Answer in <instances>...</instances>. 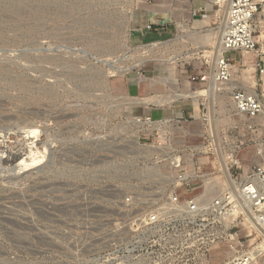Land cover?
<instances>
[{"label":"rangeland","instance_id":"374dc122","mask_svg":"<svg viewBox=\"0 0 264 264\" xmlns=\"http://www.w3.org/2000/svg\"><path fill=\"white\" fill-rule=\"evenodd\" d=\"M66 3L74 15L87 11L84 17L73 18L72 22L91 24L94 21L88 19L90 13L96 16L101 22L100 43L111 48V53L98 57L90 46L93 37L85 47L77 41L78 35L62 28L69 24L67 21L47 23L44 27L47 36L36 42H30L28 35H24L13 45L0 43V65L23 70L38 80L32 86L34 97L14 89L0 90V264H155L139 259L128 230L118 227V219L126 214L117 210V202H122L131 184L148 182L142 177V168L151 153L145 151L159 152L151 144L138 142L143 128L129 122L133 119L131 115L147 112L154 118L169 116L176 104L147 105L135 103L137 99L133 97L205 89L191 82L190 76L210 73V51L216 41L201 47L198 54L174 63L153 58L178 53V45L154 46L148 56L142 55L141 47L183 33L178 30L177 21L195 32L216 30L223 19V9L216 5L199 11L200 7L204 9V0H117L105 8L110 11L101 14V7L95 5L101 0H66ZM90 5L97 8L92 10ZM256 24L255 51L232 53L231 58L235 63L233 79L238 87H250L246 77L255 82L252 90L261 98L263 114L253 129L234 116L230 117L229 128L223 129L228 86L225 94L216 95L210 106L215 112L213 104H219L216 109L220 112L219 120L213 116L214 140L218 137L238 146V157L244 166L264 161V73L258 71L259 66L264 68V0H260ZM128 25L140 32L123 33ZM41 29L34 26L32 33ZM2 36L16 39L19 34L8 29ZM187 51L183 49L180 53L184 55ZM25 55L30 58H24ZM43 56L68 59L63 67L56 59L51 63L44 61ZM99 58L103 61L99 62ZM140 59H144L143 64L117 72L116 68L121 71ZM96 68L106 74L105 92L120 95L119 102L114 96L112 100L104 98L97 86L83 87L69 75ZM249 68L253 69L250 73ZM46 84L52 87L45 89ZM197 101L179 99L182 110ZM258 150L261 155H256ZM228 253L227 247L211 252L210 264L221 263ZM255 264H264V256Z\"/></svg>","mask_w":264,"mask_h":264},{"label":"built area","instance_id":"2783aa9c","mask_svg":"<svg viewBox=\"0 0 264 264\" xmlns=\"http://www.w3.org/2000/svg\"><path fill=\"white\" fill-rule=\"evenodd\" d=\"M204 2L199 11L212 9L220 0ZM259 4L260 0H227L224 50L214 73L211 78L208 73L192 75L191 82L207 87L218 84L217 97L225 94L234 77L231 54L256 47ZM258 71L263 74L264 68L259 66ZM227 93L223 129L229 128L231 116L253 129L263 114L261 98L243 87L229 88ZM209 98L202 95L196 105L192 102L169 116L131 115L136 123L147 122L138 142L154 144L159 150L145 151L151 153L142 168L148 182L131 184L122 202H117V210L126 214L117 225L128 230L143 261L210 264L211 252L223 247L229 253L219 264H251L264 256V161L244 166L238 146L225 139L214 140L211 116H220V112L215 103V112H210ZM189 138L196 139L186 142ZM220 160L226 162L225 175Z\"/></svg>","mask_w":264,"mask_h":264},{"label":"bare ground","instance_id":"6f19581e","mask_svg":"<svg viewBox=\"0 0 264 264\" xmlns=\"http://www.w3.org/2000/svg\"><path fill=\"white\" fill-rule=\"evenodd\" d=\"M46 1H50V2H53L54 0H46ZM56 1H61V0H56ZM119 1V0H118ZM128 1V0H127ZM63 2V0H62ZM117 0H101V3L99 4H95L99 7H101V14L105 13V11H110V10H106L105 8L108 7L109 5H113L114 3H116ZM128 3V2H127ZM226 4H227V0L225 1H222L220 0L219 4L217 5V8H219L220 10L223 9V13L225 14V10H226ZM93 5V6H95ZM125 5V4H124ZM164 5V4H163ZM128 6V5H127ZM91 7V5H90ZM85 9V8H84ZM115 10H113L114 12ZM124 12V11H123ZM115 13V12H114ZM108 14V13H107ZM120 14V13H119ZM224 14H223V19L219 22V25L216 27V30L215 29H202V30H205L202 32H195L196 30L194 29H190L188 27L187 24L181 22V21H177L176 22V26L178 28L179 31L183 32V33H179L177 34L176 38H171V39H168L167 41H156V42H152L151 44L149 45H144L142 46V55H145V56H148L151 54V51H153V47L154 46H158V45H164L166 46L167 48L171 45L177 47L176 45H178V47L176 49L179 50L178 53L174 54V55H163L162 58H158V57H155L153 58L154 60L156 61H160L162 63H174L175 61L179 60V59H182V58H189L195 54H198V50L203 47V46H206V45H209V43L215 39V45H214V50L210 51L211 53V70L209 71L210 73H208V76L211 78L213 73H214V70H215V67H216V63L217 61L219 60L220 58V55L222 54L224 48H223V42H222V38H223V26H224ZM93 13H90V16H89V20H93L94 23H99L98 20H96V16L94 15ZM111 15V14H110ZM126 16V14H124ZM103 17V16H102ZM112 18V17H111ZM126 19V18H125ZM107 20V19H106ZM110 20V19H109ZM114 20V19H112ZM116 21V20H115ZM101 23V22H100ZM108 23V22H107ZM83 24V23H81ZM86 24V23H85ZM121 24V23H120ZM109 26V25H108ZM123 26V25H122ZM126 26V24H125ZM195 26V25H194ZM101 27V25H100ZM134 27V26H133ZM115 28V27H114ZM108 29V28H106ZM105 29V30H106ZM102 30V29H101ZM119 30V29H118ZM139 31L138 28H132V27H129L128 25V28H127V31H123V33H132V31ZM110 31V30H109ZM113 31V30H112ZM121 31V30H120ZM117 32V31H116ZM112 33V32H111ZM108 34V33H107ZM112 36V35H111ZM99 35L97 37H93L92 39H94V43H92L90 46L92 48L95 49L94 53L98 56V57H102L103 55L105 56V54L107 56L110 55L111 53V48H108V47H105L102 43H100V40H99ZM214 37V38H213ZM116 39V38H113V40ZM116 43V42H115ZM119 43V42H118ZM119 45V44H118ZM117 45V46H118ZM115 46V45H113ZM120 46V45H119ZM164 46L162 48H164ZM180 46V47H179ZM137 47V46H136ZM140 47V46H139ZM161 49V48H160ZM183 49H187L188 51L185 52L184 55H181V51ZM135 50V49H134ZM164 51V50H163ZM255 50L253 51H244L243 54H248L250 52H254ZM202 52H206L207 51L205 49L202 50ZM209 52V51H208ZM140 53V52H139ZM140 53V54H141ZM188 56V57H186ZM72 60V59H71ZM137 60V59H136ZM67 61V60H66ZM82 61V60H81ZM99 62L103 61L102 58H99L98 60ZM136 62V61H135ZM67 63V62H66ZM144 63V59H140L138 63H134V64H131L129 65L127 68H124L123 70L119 71L117 68V72L120 74L123 73V72H126L127 70H130L131 68H134V67H137L141 64ZM70 66L74 67V64L72 63H69ZM68 65V66H69ZM234 67V66H233ZM252 68H249L247 70L248 73L252 72ZM234 71V69H233ZM116 72V74H117ZM110 73H114L113 71L110 72ZM71 76V79H73L74 81H76L77 83H80L82 84L83 87L87 88V89H91L93 88V86H97L95 88H97L98 90L102 91L101 94H103L104 98H107L109 100H112V96L115 97V99L119 102V100L122 98L120 95L117 96V95H112L109 94V93H106L105 92V87L103 86V83L105 82V77H106V74L105 73H102L100 69L96 68V69H93L92 71H83V72H75V73H70L69 74ZM139 76V75H138ZM156 78V77H155ZM248 78V82L250 83V87H244L248 92L252 93V94H256L254 90H252V87L255 86V82H253L251 80V78L249 77H246ZM166 78H163L162 80H164ZM159 80V79H158ZM151 81V80H150ZM163 82V81H162ZM161 82V83H162ZM160 83V82H159ZM165 83V82H164ZM200 85H203L205 86L206 88L205 89H199L197 91H187L185 93H179V92H175V93H172L168 96H164L163 94L162 95H153V96H147V97H137V96H134L133 98L134 99H137L135 103H142V104H155V105H162V106H165L166 104L167 105H170V103H174L177 104L179 103V99L181 98H190L192 101L193 100H196L198 99L200 96L202 95H209L210 98H209V104L211 102H214L216 100V95L218 96L217 94V87H218V84H215V85H209L207 87V85H204V84H200ZM228 86V88H234V87H238V84L235 82V79H232L231 82H228V84L226 85V87ZM242 87V86H241ZM51 88V87H49ZM226 90V88H225ZM48 92L50 90H47ZM182 91V90H181ZM49 94V93H48ZM130 95V93H129ZM49 96V95H48ZM127 97V96H126ZM199 100V99H198ZM213 100V101H212ZM127 101V99H126ZM133 102V101H132ZM126 103V102H125ZM128 104V103H127ZM129 105V104H128ZM210 106H212V103L210 104ZM209 106V108H210ZM158 110V109H157ZM178 110V109H177ZM159 111V110H158ZM210 112L211 113H214V109L210 108ZM213 116H215V114H213ZM218 120L220 119L218 116H217ZM130 121L129 122H133L135 125H136V122L134 119L130 118L129 119ZM211 121H212V124L214 123V117L211 116ZM147 122H141V123H137L139 124L138 126H141L142 128L145 126ZM156 123V122H155ZM152 124V123H151ZM149 128V127H147ZM213 130V129H212ZM137 131V134H138V130ZM38 132L37 130L34 132V134L36 135ZM216 140H219V138L217 137ZM154 146V144H151ZM143 147V146H142ZM157 149V148H156ZM220 166H221V169H222V172H223V175H225V169H226V162H223L220 160ZM206 182L205 181V185H206ZM251 230V229H250ZM235 238V236H234ZM253 238H249L250 241H252ZM258 259H255L251 264H254L256 263Z\"/></svg>","mask_w":264,"mask_h":264},{"label":"water","instance_id":"95a60500","mask_svg":"<svg viewBox=\"0 0 264 264\" xmlns=\"http://www.w3.org/2000/svg\"><path fill=\"white\" fill-rule=\"evenodd\" d=\"M63 3L48 2L42 3L41 0H0V43L4 45H13L19 39L28 35L30 42H36L38 38L47 36V28H44L47 23L58 24L67 21L69 24L62 27L64 30L70 31L77 36V41L87 47L91 42L92 37H97L99 33V25L97 23L81 24L73 18L84 17L86 10H82L78 14H73L70 10L69 3L63 0ZM97 7L91 6L94 10ZM34 26H39L43 29L36 33H32ZM14 34H19L16 39H4L2 35L6 34L7 30ZM82 52V50L80 51ZM29 59V56H23ZM57 60L63 66L68 58L62 56H43L46 62H54ZM64 67V66H63ZM83 72L84 70H78ZM49 71H45L48 74ZM60 74L64 75L62 72ZM65 76V75H64ZM38 80L29 77L25 71L15 68H5L0 65V90L9 92L14 89L18 92L27 93L30 97H34L33 85H37ZM52 87L51 84H46L45 89ZM95 89V88H94Z\"/></svg>","mask_w":264,"mask_h":264},{"label":"crops","instance_id":"0c3cea01","mask_svg":"<svg viewBox=\"0 0 264 264\" xmlns=\"http://www.w3.org/2000/svg\"><path fill=\"white\" fill-rule=\"evenodd\" d=\"M234 66H235V65H234ZM172 103H173V102H172ZM172 103H170V105H173ZM174 104H175V103H174ZM147 105H148V104H147ZM170 105H167V104H166L165 106H170ZM157 106H158V105H157ZM160 106H162V105H160ZM181 107H182V105H181L180 102H179V103L176 104V106H175V108H176L175 111H176V112H180L181 109H182ZM177 109H178V110H177Z\"/></svg>","mask_w":264,"mask_h":264}]
</instances>
